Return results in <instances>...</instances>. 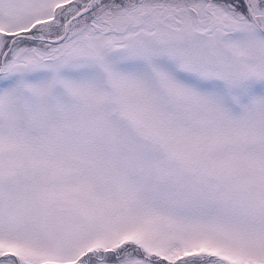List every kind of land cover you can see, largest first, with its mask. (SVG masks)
<instances>
[{
    "label": "snow or ice",
    "instance_id": "obj_1",
    "mask_svg": "<svg viewBox=\"0 0 264 264\" xmlns=\"http://www.w3.org/2000/svg\"><path fill=\"white\" fill-rule=\"evenodd\" d=\"M0 264H264V0H0Z\"/></svg>",
    "mask_w": 264,
    "mask_h": 264
}]
</instances>
